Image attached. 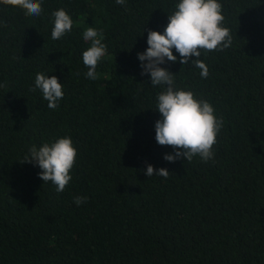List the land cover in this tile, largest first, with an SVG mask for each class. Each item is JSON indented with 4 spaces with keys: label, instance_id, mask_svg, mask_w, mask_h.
I'll return each mask as SVG.
<instances>
[{
    "label": "trees",
    "instance_id": "obj_1",
    "mask_svg": "<svg viewBox=\"0 0 264 264\" xmlns=\"http://www.w3.org/2000/svg\"><path fill=\"white\" fill-rule=\"evenodd\" d=\"M220 2L232 44L201 52L208 77L175 49L161 65L223 120L207 162L164 159L175 151L155 138L167 86L138 59L179 0H42L39 16L0 2V264H264V0ZM61 8L73 28L53 40ZM90 26L107 45L96 80L83 63ZM41 72L63 84L56 109L32 90ZM66 136L78 157L57 192L23 162ZM149 164L169 175L148 177Z\"/></svg>",
    "mask_w": 264,
    "mask_h": 264
},
{
    "label": "clouds",
    "instance_id": "obj_2",
    "mask_svg": "<svg viewBox=\"0 0 264 264\" xmlns=\"http://www.w3.org/2000/svg\"><path fill=\"white\" fill-rule=\"evenodd\" d=\"M0 2L20 7L29 16H39L42 12V0H0ZM123 5L125 0H116ZM54 27L51 32L53 40L61 39L73 28V19L63 8L53 13ZM169 23L163 33L149 31L147 37L148 48L138 53L142 62L141 75H149L153 87L166 85V90L157 96V111L162 119L155 123L156 141L162 146H172L174 154H165L164 159L175 162L179 158L191 161L199 156L204 162L213 158V146L223 127V120L217 117L215 108L203 99H197L191 90L176 89L174 76L161 65L168 61L176 62L181 57V64H191L201 70L200 75L207 78L209 68L200 59L201 52L220 51L232 44L229 28L224 26L225 16L220 0H179L174 13L168 17ZM0 24H3L0 21ZM3 26H6L4 24ZM85 41H91V46L83 52V63L89 69L86 76L92 80L98 79L97 66L106 54L107 45L102 43L103 34L95 27H88L83 32ZM195 57L196 59H191ZM3 85H0L2 87ZM40 89L43 99L48 101V108L56 109L58 101L64 96L63 84L55 75L46 76L37 73L35 88ZM78 150L70 136L62 137L52 143H43L37 148H30L27 163H35L42 171L40 178L52 182L57 192H63L72 180L71 171L76 164ZM146 175L167 177L169 171L165 168L156 171L154 166L148 165ZM87 197H75L79 206L86 202Z\"/></svg>",
    "mask_w": 264,
    "mask_h": 264
}]
</instances>
